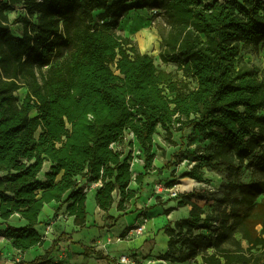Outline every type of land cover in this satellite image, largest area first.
Listing matches in <instances>:
<instances>
[{
	"label": "trees",
	"instance_id": "1",
	"mask_svg": "<svg viewBox=\"0 0 264 264\" xmlns=\"http://www.w3.org/2000/svg\"><path fill=\"white\" fill-rule=\"evenodd\" d=\"M144 9L164 18L159 56L177 65L176 72L159 67L117 32L121 19ZM11 12L23 23L18 35ZM249 46L264 49V0L0 3V221L19 215L26 222L0 229V236L22 251L44 245L36 227L52 201L68 204L75 224L85 227L88 197L78 176L102 182L95 200L106 213L105 226L114 227L137 196L130 188L132 152L114 145L135 135L145 154V173L135 181L143 185L157 169V128L169 136L192 129L205 144L182 176L209 182L206 170L223 171L227 189L215 212L189 193L178 194L176 208L190 210L163 227L167 250L158 258L174 264L199 256L202 264H264V183L241 176L250 167L264 171V77L242 58ZM22 88L27 92L20 101ZM257 151L261 155L253 162ZM115 206L118 216L110 212ZM57 244L29 264H51ZM205 245L214 251L203 250Z\"/></svg>",
	"mask_w": 264,
	"mask_h": 264
},
{
	"label": "rangeland",
	"instance_id": "2",
	"mask_svg": "<svg viewBox=\"0 0 264 264\" xmlns=\"http://www.w3.org/2000/svg\"><path fill=\"white\" fill-rule=\"evenodd\" d=\"M155 13L156 12L152 10H133L129 13L128 16L121 19L117 32L122 33L134 40L138 49L141 52L151 54L155 59V63L159 67L167 71L176 72L177 65L172 63L165 64L160 59L159 53L161 51V37L159 34V28L164 27V18L162 16H155ZM18 17L19 15L16 13H10L11 29L15 35H18L23 32V23L17 21ZM144 21L147 22L146 27L153 30V32L157 36V42L154 44L153 47L143 46V36L138 35L140 32V28H138V25L143 24ZM68 52L69 50L66 49L64 51L63 56L55 58L53 63L59 64L61 60L68 54ZM242 58L244 62L249 66L258 67L260 69V73L264 77L263 48H255L253 46H249L242 51ZM179 74L180 76L182 75L181 72ZM26 92V88H22L18 91L17 95L20 101L23 100L26 95ZM156 131L157 132L154 134V152L156 155L154 163H159L162 169H164L168 163H170V165H168L162 171L163 173L159 172V175L161 174V177H157L158 172H155L153 175L157 176H155L156 178L154 179V182L151 181V183L153 182V188L150 187V183L147 184V187L148 192L150 194L149 196L153 197L160 194L158 197H156V205L163 207L162 213L161 211L156 212L155 210H153V205H146L143 207L144 210L140 213L139 220H137L135 215H133L132 213H126L119 220L125 218L127 223L132 224V229L128 233L129 236L127 234L123 235V233L122 236L113 235L114 237H117V239L115 240L118 241L117 244L121 243V240L124 239L133 241L137 238H139V240L143 244L141 247L132 249L131 252L133 253L126 254L131 261L130 264H166L163 262L164 260L159 259L158 257L161 253L167 250L168 236L163 231L162 224H166V222L170 221V214H166L165 206H169V202H173V205H177V200L180 198V196H173V192H178L179 195L182 193H189L191 194V198L194 201L199 202V204H201L207 212H215L220 206V200L223 199L228 185L226 174L223 171H214V173L211 174V179L209 180V182L206 183L182 176L183 172L188 171L191 166L196 163L194 159V152L196 150H203L205 138L202 134L194 133L192 129H188L186 133L183 134V136L180 132H173V136H169V134H167V132H165L161 127L157 128ZM131 140L132 145L130 144ZM135 140V135L128 134L124 145H114L115 148H123L125 154L132 152V167H134L133 164L137 163V160L135 159L138 158L144 160L145 158L143 149L137 147ZM260 155L261 151H257L252 157L253 162H258L257 160ZM149 175L152 174L149 173ZM241 176L242 179L247 182L252 181L264 183V171L260 170L257 166L243 170ZM90 196L91 194L88 193L87 205L89 203V208L92 209V201ZM160 196L164 197L161 198ZM89 208L88 213L90 210ZM177 210L178 211L173 214L172 218L175 219L178 217L187 216L185 208L178 207ZM119 214H121L120 211ZM112 215L114 216V214ZM156 215L163 217L162 219L157 220ZM139 226L145 227L146 231L140 235H134L133 232H135V230ZM109 228L113 227L109 226ZM96 229L99 230L98 227H96ZM197 233L209 234L210 231L207 229H200L197 231ZM203 250H206L208 252L214 251L213 247H208L206 245L203 247ZM182 264H202V258L201 256H199L193 260L187 261Z\"/></svg>",
	"mask_w": 264,
	"mask_h": 264
},
{
	"label": "crops",
	"instance_id": "3",
	"mask_svg": "<svg viewBox=\"0 0 264 264\" xmlns=\"http://www.w3.org/2000/svg\"><path fill=\"white\" fill-rule=\"evenodd\" d=\"M135 141L137 147L142 148L137 139ZM135 160H137V163L136 166H134V164L133 166L136 169L132 167L134 180L132 181L130 188L137 192V196L130 204H128L127 214L132 213L135 215L136 219L139 220V215L144 210L143 207L146 205H153V210L156 212L161 211L162 213L163 207L156 205V197L160 194L153 197L149 196L150 194L148 192L147 184L150 183V187L153 188V182L156 178L155 176H157L153 174L158 172L157 177H161L159 172L163 173L162 171L164 169L161 168L159 163H154V167L157 169L151 170L149 173L152 175L148 174L144 179L143 185H139L135 179L138 174L145 173V162L143 159L137 158ZM46 166L48 167L49 163H47ZM212 173H214V171L206 170L205 178L210 180ZM151 181L153 182L151 183ZM90 194L92 209L89 208L90 204L88 203V208L90 210L87 218V225L85 227L81 228L75 224L74 216L70 215L67 210L68 204L60 207V202L57 201L47 203L39 215V224L36 227L39 234L45 239V244L22 251L13 246V241L11 239L0 236V264H18L20 262H23V264H29L37 258H43L46 249L49 248L54 241H58V244L48 258L51 264H119L121 256L133 253L131 252L132 249L141 247L143 244L139 238L133 241L124 239L121 240V243L117 244L118 241H115L117 237H114L113 235L122 236V233L127 228H130V230L132 229V224L127 223L126 219L122 218L113 228L105 226L107 223L105 212L101 210L95 202V191L90 192ZM66 196L67 195L64 196V199ZM160 197L163 198L164 196ZM172 203L173 202H169V206H165L166 209L170 207L176 208V205H173ZM183 208H185L188 215L190 207L185 206ZM177 209L178 207L169 213L170 221L182 218H172L173 214L178 211ZM111 213L114 214V216L119 214L116 206L111 209ZM162 217L163 216L156 215L157 220L162 219ZM168 222H166V224ZM166 224H162L163 227ZM8 225L24 226L26 225V222L19 215H14L8 221H0V229H5ZM96 227H98L99 230H97ZM130 230L127 232V235ZM96 252H101L107 257H100Z\"/></svg>",
	"mask_w": 264,
	"mask_h": 264
},
{
	"label": "built area",
	"instance_id": "4",
	"mask_svg": "<svg viewBox=\"0 0 264 264\" xmlns=\"http://www.w3.org/2000/svg\"><path fill=\"white\" fill-rule=\"evenodd\" d=\"M7 0H0V3L2 2H6ZM78 181L80 183L81 186H84V192H86L87 194L90 193L91 191H94L96 188L100 187L102 185V182L101 181H97V182H88L87 179H84L83 177L81 176H78ZM178 192H173V196L177 197L178 196ZM145 227L143 226H139L134 233V235H140L142 234L143 232H145ZM119 263H122V264H130L131 261L129 259V257L127 255H123L120 260H119Z\"/></svg>",
	"mask_w": 264,
	"mask_h": 264
},
{
	"label": "bare ground",
	"instance_id": "5",
	"mask_svg": "<svg viewBox=\"0 0 264 264\" xmlns=\"http://www.w3.org/2000/svg\"><path fill=\"white\" fill-rule=\"evenodd\" d=\"M130 22H131V20H130ZM132 24H134V23H132ZM146 24H147V22L144 21L143 24L138 25V28H140V32H139L138 35L143 36V40H142L143 41L142 42L143 46H145V47H153L154 44L157 42V36L153 32V30H151L148 27H146ZM134 166H136V163L134 164ZM163 262L166 263V264H174V263H169L168 261H165V260ZM175 264H180V263H175Z\"/></svg>",
	"mask_w": 264,
	"mask_h": 264
}]
</instances>
